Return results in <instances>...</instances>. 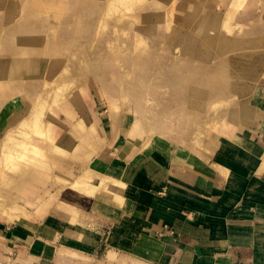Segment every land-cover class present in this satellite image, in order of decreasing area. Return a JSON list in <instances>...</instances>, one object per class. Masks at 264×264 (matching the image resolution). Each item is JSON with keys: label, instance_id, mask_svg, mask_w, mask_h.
<instances>
[{"label": "rangeland", "instance_id": "obj_1", "mask_svg": "<svg viewBox=\"0 0 264 264\" xmlns=\"http://www.w3.org/2000/svg\"><path fill=\"white\" fill-rule=\"evenodd\" d=\"M236 127L264 134V0H0V264L79 260L57 208L84 225L76 254L101 255L127 163L224 170Z\"/></svg>", "mask_w": 264, "mask_h": 264}, {"label": "crops", "instance_id": "obj_2", "mask_svg": "<svg viewBox=\"0 0 264 264\" xmlns=\"http://www.w3.org/2000/svg\"><path fill=\"white\" fill-rule=\"evenodd\" d=\"M237 130L239 143L228 152L225 162L231 165L224 170L204 158L199 163L186 151L173 156L162 149L127 163L122 182L129 199L125 208L106 213L101 255L76 254L84 225L75 222L69 229L68 216L57 208L66 224L62 238L56 232L57 241L79 260L47 249L42 258L53 264H264V134L241 138ZM81 204L73 205L78 219L88 216L89 207ZM85 225L95 236L97 223ZM3 230L9 240L17 239V227ZM0 241L7 238L0 234Z\"/></svg>", "mask_w": 264, "mask_h": 264}, {"label": "bare ground", "instance_id": "obj_3", "mask_svg": "<svg viewBox=\"0 0 264 264\" xmlns=\"http://www.w3.org/2000/svg\"><path fill=\"white\" fill-rule=\"evenodd\" d=\"M31 146V145H30ZM32 147L34 148V146L32 145ZM31 148V147H30ZM33 148H32V150H33ZM27 149V148H26ZM34 150H36V149H34ZM29 151H30V149H29ZM32 152V151H31ZM16 167V166H15ZM77 181V182H76ZM76 181H73V183H71L69 186H71L72 188H75V189H78L77 187H75V185H77L78 183H79V181L78 180H76ZM18 195V194H17ZM114 196H116V199L114 200V203H120V204H124L125 203V201H124V199L123 198H120L119 197V194H117V195H114Z\"/></svg>", "mask_w": 264, "mask_h": 264}]
</instances>
